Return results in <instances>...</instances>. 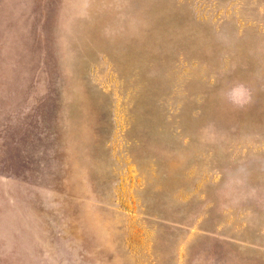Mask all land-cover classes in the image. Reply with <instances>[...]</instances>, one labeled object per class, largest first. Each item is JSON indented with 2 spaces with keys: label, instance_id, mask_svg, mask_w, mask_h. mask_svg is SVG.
<instances>
[{
  "label": "rangeland",
  "instance_id": "1",
  "mask_svg": "<svg viewBox=\"0 0 264 264\" xmlns=\"http://www.w3.org/2000/svg\"><path fill=\"white\" fill-rule=\"evenodd\" d=\"M0 264H264V0H0Z\"/></svg>",
  "mask_w": 264,
  "mask_h": 264
}]
</instances>
